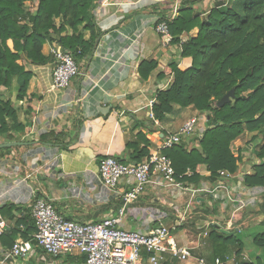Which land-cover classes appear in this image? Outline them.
I'll use <instances>...</instances> for the list:
<instances>
[{
  "label": "crops",
  "instance_id": "0c3cea01",
  "mask_svg": "<svg viewBox=\"0 0 264 264\" xmlns=\"http://www.w3.org/2000/svg\"><path fill=\"white\" fill-rule=\"evenodd\" d=\"M231 1L200 0L194 5V14L205 22L211 9L230 6ZM96 3L99 36L92 51L78 59L80 76L67 89L57 91L52 88L53 65L34 67L40 83L36 90L38 101L18 104L23 106L19 119L28 125V131L16 135L13 141L0 135V145L22 144L0 150V214L9 225L8 233L0 237V264L55 263L35 244L29 258L5 260L14 243L25 240V232H30L29 237L35 234L32 209L37 194L49 199L56 211L70 221L98 223L117 216L123 201L101 183V161L111 156L135 164L134 156L147 146L146 141L153 151L169 133H175L189 119L201 114L194 107L175 106L173 112L159 121L153 113L158 92L169 88L173 81V76L162 78L160 73L172 62L182 69L188 67L190 61L181 55L182 44L199 34L195 28L185 32L180 43L163 46L156 26L164 19L179 17L180 8L174 13L176 0ZM145 61L157 62L158 68L143 81L139 69ZM28 108L32 113H28ZM255 165L258 164H239L235 174L220 171L231 177L221 178L219 172L216 182L209 179V172L202 171L200 183H190L208 189L227 185L232 195L245 205L236 211L238 205L226 198L223 189L199 199L196 205L202 211H195L199 215L178 227L183 229L182 235L178 231L173 234L180 243L190 246L199 244V227L205 228L209 237L204 238L188 262L169 259L165 264H197L198 257L211 264H264V247L255 241L264 235V187H248L245 183L246 177L254 174ZM149 192L146 211L144 208L134 211L131 206L127 209L123 226L126 230L150 232L160 223L170 222L172 226L178 223L171 215L174 210L162 208L152 189ZM178 196L175 198L181 202ZM133 215L142 220L137 226L130 219ZM213 221L223 228L210 225ZM215 231L222 238L218 239L217 233L211 235ZM235 234L245 235L244 239L251 242L252 250L256 251L253 257L244 251L243 240L233 241ZM65 258L58 263L77 264ZM141 264H148L147 259Z\"/></svg>",
  "mask_w": 264,
  "mask_h": 264
},
{
  "label": "trees",
  "instance_id": "16d2710c",
  "mask_svg": "<svg viewBox=\"0 0 264 264\" xmlns=\"http://www.w3.org/2000/svg\"><path fill=\"white\" fill-rule=\"evenodd\" d=\"M96 1L0 0L1 136L13 141L16 135L29 129L19 119L20 108L15 107L11 98L6 99L3 92L11 95L15 91L16 101L21 104L38 101L39 79L28 64L53 65L50 49L54 42L72 52L77 64L78 59L92 51L99 36ZM198 1L185 0L179 17L168 22L172 43H180V37L195 28L199 34L182 44L181 55L190 61L188 67L182 69L172 62L160 73L162 78L173 76V81L169 88L158 92L153 106L159 121L173 112L175 106L210 113L211 125L200 137L198 146L182 140L163 151L171 159L177 179L194 184L203 179L202 171L210 173L212 182H216L220 171L237 173L242 157L234 155L232 142L245 130L264 135V0L245 3L242 15L235 11L238 3L232 0L230 6L211 9L205 22L194 14ZM157 68L155 61L143 62L139 69L142 80H147ZM232 91L235 93L232 101L219 108V101ZM28 113H32L31 108ZM146 144L134 156L137 164L149 160L155 151H150L147 141ZM258 158L263 162L255 165L254 174L246 177L248 187H264V143ZM188 173L192 175L188 177ZM32 221L36 232L33 218ZM215 233L218 235L216 231L211 235ZM29 234L25 232V240L33 239ZM255 241L264 247V235ZM67 257L77 264L85 263L83 256Z\"/></svg>",
  "mask_w": 264,
  "mask_h": 264
},
{
  "label": "built area",
  "instance_id": "2783aa9c",
  "mask_svg": "<svg viewBox=\"0 0 264 264\" xmlns=\"http://www.w3.org/2000/svg\"><path fill=\"white\" fill-rule=\"evenodd\" d=\"M184 0H176L174 13L180 8ZM167 18L156 26L163 46L172 44L173 36L170 33ZM51 57L53 58L52 88L53 90L67 89L72 80L80 76V69L72 52L64 49L59 43L51 44ZM152 105L154 102L151 103ZM153 118V115H151ZM199 123V117H194L184 123L175 133L159 143L151 158L140 164L124 163L115 157L107 156L99 168V179L109 190L118 195L123 206L117 216H110L98 223L81 224L70 221L61 216L53 203L44 197H35L32 209V218L35 222L36 232L32 240H19L8 251L5 260L27 259L31 255L35 244L47 256L55 260L62 257H85L84 264H141L147 254L148 264H165L169 259L179 262H188L194 258V252L201 247L204 238L209 237L207 230L199 227V244L197 246L183 245L173 234L183 224L189 222L194 216L195 204L205 195H213L219 189L226 192V198L238 205L236 211L241 210L245 202L236 195L233 196L227 185L220 184L214 189L195 187L193 184L178 180L171 159L163 151L182 142L185 137L191 136ZM158 125V122H157ZM188 177L192 174L188 173ZM220 177L230 178L225 172ZM152 189L162 208L175 210L171 213L177 224L170 227L161 224L150 232L126 230L124 222L129 206L138 204L140 199ZM184 203L181 209L173 202H167L163 191ZM184 195L186 198L184 199ZM210 225L223 228L218 222ZM7 221L0 214V237L9 231ZM197 264H211L206 258H196ZM219 263V261H217Z\"/></svg>",
  "mask_w": 264,
  "mask_h": 264
},
{
  "label": "rangeland",
  "instance_id": "374dc122",
  "mask_svg": "<svg viewBox=\"0 0 264 264\" xmlns=\"http://www.w3.org/2000/svg\"><path fill=\"white\" fill-rule=\"evenodd\" d=\"M235 1L237 4L235 11L242 15L243 14V6L245 3L250 2L251 0H233ZM37 10H31L32 13H34ZM28 69L34 71V67L36 66H32L31 64H28ZM4 97L6 99L11 98V100L15 103V107L16 108H23V106H19L18 102L16 101V92L14 91L13 94H9L8 91L4 90ZM191 114V113H190ZM209 112H205V113H201L200 115H198L199 117V123L198 126L196 128V131L188 137H185V139H183V141H185L188 145L193 144L194 146H198V141L200 139L201 136L204 135V132L206 131V129L211 125V122L208 120V116H209ZM190 120V119H189ZM256 138V139H255ZM264 143V135L259 133V132H250L245 130V132L238 137L236 140H234L231 144V150L234 153L235 156H241L242 159L239 162V164H246L247 166H252V164H261L263 162L262 159L258 158V152L260 150L261 145ZM144 197V198H143ZM140 201L138 202V204L136 206H131V208H133L134 211H136L137 208H140V210H142L143 208L145 209V211L147 210V206H145V202L146 200L151 198L150 192L146 193L143 196ZM163 197L167 202H177L178 199L174 198L171 194L169 190H165L163 191ZM184 199L186 198V195L183 196ZM174 203V204H175ZM144 204V205H142ZM184 204L183 202H177L176 205H178L177 207H180L181 209H183L185 207V205H181ZM196 209L195 211H202L201 207H198L196 204ZM159 207V206H158ZM130 208V209H131ZM161 208V207H159ZM132 210V209H131ZM175 210L173 207L170 208V211ZM161 212H166L165 210H161ZM130 210L128 211L127 217L130 215ZM130 219L134 220V226H137L138 224H140L142 222L141 218H138L137 215H133L132 217H130ZM136 222V223H135ZM167 225L172 227V225L170 224V222H167ZM159 226V225H158ZM179 232V235H182V231L183 229H178L177 230ZM245 238V235H240V234H235L233 241L237 240H243L244 241V251L247 252V255H249L250 257H253V255L256 254V251L252 250V244L251 242H248ZM254 247V245H253ZM67 259V258H65ZM62 258H58L53 260L56 264H59L58 262L62 261ZM54 263V264H55ZM61 264V263H60Z\"/></svg>",
  "mask_w": 264,
  "mask_h": 264
},
{
  "label": "water",
  "instance_id": "95a60500",
  "mask_svg": "<svg viewBox=\"0 0 264 264\" xmlns=\"http://www.w3.org/2000/svg\"><path fill=\"white\" fill-rule=\"evenodd\" d=\"M235 97V93L234 91L228 93L227 95H225L218 103V107L219 108H222L224 107L225 105L229 104L232 99ZM19 145H22L20 143H16V142H11V143H5V144H1L0 145V150L1 149H5V148H12V147H16V146H19ZM224 233H227V232H224Z\"/></svg>",
  "mask_w": 264,
  "mask_h": 264
},
{
  "label": "bare ground",
  "instance_id": "6f19581e",
  "mask_svg": "<svg viewBox=\"0 0 264 264\" xmlns=\"http://www.w3.org/2000/svg\"><path fill=\"white\" fill-rule=\"evenodd\" d=\"M69 258V257H68Z\"/></svg>",
  "mask_w": 264,
  "mask_h": 264
}]
</instances>
